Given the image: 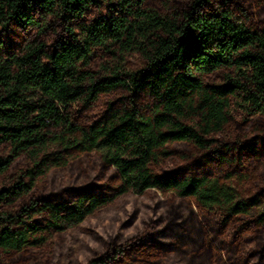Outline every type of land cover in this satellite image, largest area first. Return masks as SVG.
Segmentation results:
<instances>
[{
	"label": "trees",
	"instance_id": "trees-1",
	"mask_svg": "<svg viewBox=\"0 0 264 264\" xmlns=\"http://www.w3.org/2000/svg\"><path fill=\"white\" fill-rule=\"evenodd\" d=\"M92 152L115 185L36 193ZM261 170L264 16L245 0H0V256L158 192L183 204L88 264H264L244 244L264 229Z\"/></svg>",
	"mask_w": 264,
	"mask_h": 264
},
{
	"label": "rangeland",
	"instance_id": "rangeland-1",
	"mask_svg": "<svg viewBox=\"0 0 264 264\" xmlns=\"http://www.w3.org/2000/svg\"><path fill=\"white\" fill-rule=\"evenodd\" d=\"M245 1L253 6L257 17L264 16L263 8H258L251 0ZM241 119V123L244 124V117ZM237 132L246 133L242 128L236 129ZM177 150L183 151L180 147ZM20 163V169L25 168L23 166L25 164ZM179 164L178 160H174L168 163L163 171L174 170ZM253 168H258V165ZM255 175L258 176V180L264 178V170ZM115 183L114 170L103 164L98 152H92L40 179L36 193L45 195L89 185L111 187ZM233 186L243 196H248L255 187L240 181H236ZM164 203L183 204L173 196L165 197L158 192H148L142 197L135 195L121 197L111 206L88 218L80 227L52 237L46 249L15 257L0 256V264H88L95 257L103 256L109 245H121L143 233L147 223L163 213V208L158 209V205ZM259 243H264V229L244 237L246 250L256 248Z\"/></svg>",
	"mask_w": 264,
	"mask_h": 264
}]
</instances>
